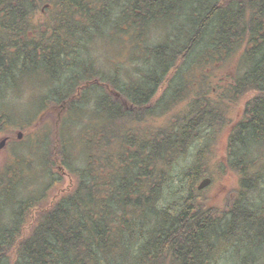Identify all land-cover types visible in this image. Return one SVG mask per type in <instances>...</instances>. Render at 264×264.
Returning <instances> with one entry per match:
<instances>
[{
  "label": "trees",
  "instance_id": "trees-1",
  "mask_svg": "<svg viewBox=\"0 0 264 264\" xmlns=\"http://www.w3.org/2000/svg\"><path fill=\"white\" fill-rule=\"evenodd\" d=\"M94 3L103 4L97 20L104 19L117 35L129 31L125 35L132 40L143 38L148 25L162 29L173 15L185 17L186 26L176 34L177 41L170 34L166 43L143 49L136 45L129 61H139L142 67L136 68L135 78L123 81L86 58L92 52V43H86L87 31L97 27L82 24ZM38 8L51 11L33 24ZM263 26L264 0H0V133L10 124L7 101L17 99L12 90L22 81L43 78L48 95L41 98L36 116L49 107L59 108L62 115L51 149L38 163L40 169L33 170L38 175L29 180L45 182L42 177L59 183L61 176L54 175L52 168H63L75 177L68 192L52 199L47 193L20 196L13 188H21L18 182L28 176H20L18 165L12 163L18 155L9 157L5 175L0 176V264H217L222 253L223 261L249 264L241 250L264 246V207L260 197L258 202L245 197L251 187L247 176L253 160L232 164L241 185L238 196L232 193L234 200L226 198L221 212L205 204L193 186L194 180L203 177L200 159L184 169L189 192L181 197L183 188L173 174V163L185 148L178 150L173 143L179 135L193 144L195 117L208 113L212 119L218 108L210 102V89L200 85L195 95H189L181 85L183 77L178 74L184 64L230 57L245 43L243 59L250 66L243 75H236L228 91L232 99L249 98L244 122L234 128L233 151L239 153L236 156H249V147L264 149V49L259 41ZM206 37L200 54L196 49ZM116 70L113 67L112 74ZM168 78L173 94L165 96V113L187 100L190 113L185 118L181 113L174 116L173 123L165 126L164 140L159 127L149 130L155 135L151 170L146 163L151 151L134 125L138 119L131 106L150 102ZM160 106L153 105V110ZM200 108L205 113H199ZM91 115L98 118L97 124L85 120ZM66 123L72 128L70 136L63 134ZM37 129L23 133L32 137ZM39 136L45 139L44 134ZM74 139L82 148L73 159L69 146ZM83 160L82 168H74V162ZM258 176L255 172L251 178L256 197L262 192L259 184L264 183ZM165 189L177 200L165 204ZM10 204L12 219L6 220ZM225 243L229 250L222 248Z\"/></svg>",
  "mask_w": 264,
  "mask_h": 264
},
{
  "label": "rangeland",
  "instance_id": "rangeland-1",
  "mask_svg": "<svg viewBox=\"0 0 264 264\" xmlns=\"http://www.w3.org/2000/svg\"><path fill=\"white\" fill-rule=\"evenodd\" d=\"M102 1H109V0H101V2ZM102 6L103 4L101 3L91 4V8H89L90 10L86 13V17L84 18V22L82 24V27L84 28L97 27V30L92 29V30L87 31L88 39L86 40V43L87 42L92 43L90 45L92 52H90V54L87 53L88 56L86 58H89L90 60H92L95 67L97 68L103 67L102 69H104V71L106 70L109 71L108 73H110L112 76L118 77L119 80L120 79L123 80L126 78L127 80H132V78H135L136 76V68L142 67V63L139 61L137 62L129 61L133 53L134 47L136 46V43L137 45L144 46L142 48L139 46L141 49L153 47L162 42L166 43L167 36H169L170 34L175 36L177 33H179V30L183 29L186 26L185 17L180 16V15L178 16L173 15L172 17L168 19L167 23H165V26H163L162 29L153 28L154 25L146 26L145 29L150 30L151 32L145 34L143 38H140L139 40L136 39L135 41V40H132V37L127 38L128 35H125L126 32H129V31L120 32L121 34L117 35L115 29H110L107 25L103 23L104 19L101 18L100 20H97L98 12L100 9H102ZM50 11H51L50 9L46 11H40V8L36 9L34 14L32 15L33 24L35 22H42L43 19H45L47 15L50 13ZM69 25L71 24L68 21V26ZM70 29L72 30V28ZM174 39L177 41V38H174ZM203 40L205 42L201 43V46H199L198 49H196V51L199 50L198 53L200 54L202 50L204 49V46L206 45V41L208 39L206 37ZM244 48H245V43L240 48L239 54L233 55L232 57L230 56L224 59V62L227 61L224 64L228 63L226 65V69L224 70L211 68V67H214L211 65L213 63L206 64L203 61H201L200 64H193L189 66H186L187 64H184L183 70L179 71V74H178V76L180 75L181 77H183V81L181 85L185 87V89L189 92V95L190 93H193V94L196 93L200 85L202 87L205 86L204 89L206 91L207 89L208 90L210 89V92H212V89L215 88L216 93H212L211 95H209V97L211 101L220 103V98H222L221 94L227 85V81L225 78L235 76L231 74L232 66L229 64L232 62L235 63L236 61L240 59V54L244 51ZM143 55H144V52H141L140 56H143ZM199 57L201 58V55H199ZM113 64H114L113 67H116L117 69L114 74H112L113 67H110ZM242 73H244V70L241 72V74ZM203 79H205V81ZM43 83H44L43 78L33 77L27 81H22L18 88L12 90V92H14V96L17 97V99L9 101V102L7 101L8 107H6L5 111L10 116V124L7 126V128L2 133H0V140L2 138H9V139H12L13 141L11 143L8 140L7 148L4 151L0 150V154H1L0 155V176L5 175L6 166L10 160L9 157L12 154L16 156L18 155L17 157H15L12 163H15L18 165L20 176H28V177H27V180L22 179L20 182H18L21 188L23 186L25 187L21 190V188L18 189L15 186L13 188L14 191L17 192V194L20 196L22 195L33 196L34 195L38 197V195L47 193L48 200H49V199H52L53 196H58L64 192H68L74 184L75 177L72 175L68 176L67 173H65L64 171H60L58 174V172L52 168L51 171L53 172L54 175L56 174L57 176H61V180L59 183L53 184L51 183V180H49L48 178H42V177L41 179H44L45 182L41 181L40 183L38 181L39 183L38 182L36 183L35 181L31 182L32 180H29V178L34 179L33 176L38 175L39 172H37V174L35 175V172L33 170L34 168L38 170L40 169V166L38 163L42 161V157L45 155V153H47L51 149L52 146H50V143H51V140H53V132L56 129V122L59 120V118H61V115H62L59 108L49 107L41 111L40 114L36 116V111H37V108H39V103H40L41 98L48 95L45 92L44 87H42L44 85ZM194 83H198V85L195 87L193 85ZM175 87L178 88V86H175ZM41 93H44V94L40 95ZM244 99H245L244 97H239V98H235L231 102L232 104H230L228 108L230 109L231 115L233 117H235L238 113H240L241 111L240 104L242 103ZM90 104L92 105V102H90ZM224 104L226 103L221 102L220 106L222 107ZM182 108H183L182 103L173 105L165 113L164 117L155 116L154 121H153V126L157 127V126H162L164 124L165 126L170 125L171 123H173L174 119L176 118L174 116L180 115L181 113L180 109ZM69 119L70 121H72L73 116L70 115ZM85 120L90 123L95 121V124H97L98 122V118L94 115H91L88 117L86 116ZM70 121H68L67 123H69ZM76 121L77 120L75 118L74 122ZM25 122L26 123L31 122V123L26 125ZM38 123L40 126H43V128L41 127L39 128L38 126H36ZM33 127L38 128V129L34 133H31L32 137H30L29 134L24 135V133H26L25 131H28L30 128L33 129ZM62 128L63 127L60 128V134H61ZM71 130H72L71 126L67 124L63 128V134L66 136H70ZM18 132H21L23 134V138L21 141H16L17 139L15 137ZM40 134H44L43 137L45 139H41L42 137L39 136ZM73 134L74 133L72 132V135ZM45 135H48V136H45ZM224 139H225V134L221 135L218 138L216 147L215 149H213L214 157H219L223 153ZM31 141H38L37 144L39 143H43V144H39V146L36 147L34 145L35 143L34 144L32 143L33 145L31 144ZM48 144L50 148H48ZM37 148L38 150H36ZM81 148H82V145L76 139L70 141L69 150L73 152V159L75 156H78L79 154H81V152L78 150ZM253 149H257V147H254V148L249 147V157L251 160L257 161V163L254 164V168L261 166L258 172H263V176H264V149H262L261 152L260 151L257 152V150H253ZM18 157H19V160H17ZM189 163L190 161L188 158L183 159V160H177L176 162L173 163V166H174L173 174L175 175V177H177L178 180H181V184H182L181 187L183 188V191H182L183 193L181 197L184 196L186 192H189L187 190L189 189L187 185V181H185L184 176H182L184 169L190 166ZM27 164L28 166L32 165L31 166L32 169L28 168ZM83 164H84V160L80 163L74 162L73 166L74 168H82ZM41 167H42L41 171H43L45 167L43 166ZM202 170L207 171V167L204 165ZM53 176L51 178H56V176L54 177ZM213 178H210L212 181H211V184L206 188V190L204 192H199L198 195L205 202V204H208L212 208L219 209V208H222L223 205H225V202L223 203L225 191L227 192L229 190L238 191L240 189L241 183L239 181V176L236 172H232V174L230 175L224 172L220 176L213 177ZM251 178L252 177L250 176L247 177V180H251V185H250L251 187L249 189V191L251 192L248 191L247 193L251 195H256L253 192L254 185H252ZM201 179L202 178H197L196 180H194L195 182L193 183V186H197L200 183ZM263 189H264V186H263ZM168 194H169V190L165 189V204L171 203L177 200L176 197L169 196ZM193 194L196 196V193L193 192ZM245 197H249V195H245ZM255 197L253 198V200L255 202H258ZM6 210H7L6 220L12 219L11 217L12 211H13L12 205L10 204ZM229 247H230L229 244L225 243V245L222 248H226V250H229L230 249ZM224 255L225 254L222 253V255L220 256L221 261L218 262L217 264H233L234 263L230 259L229 261H227L226 259L223 261ZM241 256H245L249 264L254 259L259 260L258 263L256 264H264V246L261 245L259 246V248L243 249L241 250Z\"/></svg>",
  "mask_w": 264,
  "mask_h": 264
},
{
  "label": "flooded vegetation",
  "instance_id": "flooded-vegetation-1",
  "mask_svg": "<svg viewBox=\"0 0 264 264\" xmlns=\"http://www.w3.org/2000/svg\"><path fill=\"white\" fill-rule=\"evenodd\" d=\"M263 30H264V26H263ZM176 36V35H175ZM175 36H173L175 38ZM169 36H167L168 38ZM260 44H262L263 49H264V33L262 34V37L260 38ZM141 48L144 47L143 45H139ZM244 51L240 54V59L238 61H236L235 63H230L229 65L232 66V72L231 74L235 75L234 77H226V81H227V85L225 87V89L223 90L221 96L222 98H220V103L224 102L226 104H224L223 106L227 109H225L223 106H220V103H216L215 102V106L218 107L217 109H215V113L213 114L212 119H209V115L208 113L206 115L200 114V117L197 118L195 117V119L198 121V125L195 126V131H196V140L194 141L193 144L190 145V143H188L187 141H185L184 139L180 138V136L176 135V137L178 138V140H176L173 144L174 147L178 150L185 148V151L183 152V150L181 151L178 160H183V159H189V161L195 162L194 159H200L201 164H203V166L205 165L207 168L206 170H202L201 169V174L200 176H213V177H218L220 176L222 173L226 172L227 174H232L233 170H232V164H239V163H245L248 162L250 157L249 156H236V154H239L238 152L233 151V146H234V128H236L240 123L244 122V112H245V107L248 103L249 98H245L242 103L240 104V108L241 111L240 113H238L235 117H233L231 115V111L228 108L230 106V104H232L231 102L234 100V98L232 99L231 94L228 93L229 91V84H232L234 81H236V75H243L249 68L250 64L245 61L243 59V55H244ZM239 54L236 53L235 55ZM233 55H231L232 57ZM228 58V57H226ZM226 58H222L220 59H215V60H211V61H207V63H213L211 64L214 67L211 68H215V69H221L224 70L226 69V65L228 64H224V59ZM224 64V65H223ZM241 69V71H240ZM244 70V73L241 74V72ZM175 79V78H174ZM172 80V79H171ZM169 78L166 80H163L162 83L158 86L157 90H156V94H155V98L153 97L150 98V102H148L147 104H144V106L139 107V106H131V108H134V111L137 116V121H135L134 125L135 127L137 126V128L141 129V137H143V140L147 146V150L149 149V151H151V153L147 152V157H146V163L151 167L150 169L153 170L152 164L154 161V158L152 156L153 151L151 150L152 148V138H155L153 135L152 131H149L150 129H154L155 126H153V121H154V117L155 116H161L164 117L165 116V96L167 97L168 95H172L173 92L172 90H170L168 88L170 81ZM195 87L198 85V83H194L193 84ZM148 88V87H147ZM212 93H216V89L213 88L212 92L209 94L211 95ZM115 98L118 99L120 98V95L117 93L114 94ZM226 97L227 100H223V98ZM228 97V98H227ZM239 98V97H236ZM212 103V101H210ZM183 104V108L180 109L181 114H182V118H185L189 113L190 110L187 108L188 106V101H184V102H180V104ZM213 104V103H212ZM153 105H161L158 109L153 110ZM124 109L127 110L129 109V107L127 105H123ZM203 108L197 109V111L200 113L201 111L203 113H205L203 110ZM210 113H213V111H209ZM159 127L158 129H160L161 132V136L160 138H162L163 140L165 139V130L168 127H165V124L162 126H157ZM212 127V128H210ZM225 134V139H224V148H223V153L219 156V157H214L213 156V149H215L218 138ZM151 138V139H150ZM163 145H165V141L163 143H161ZM236 144H239L238 142H236ZM189 152V153H188ZM243 152V150L241 151ZM188 153V154H187ZM194 154V157L192 156ZM202 156H198L201 155ZM196 155V156H195ZM249 155V154H248ZM165 159V158H163ZM254 162H256L254 160ZM200 164V165H201ZM202 166V168H203ZM202 177V178H203ZM212 177V178H213ZM259 178H261L264 181V176H258ZM214 179V178H213ZM262 187V192L258 194V197H255L257 195H255L254 197L256 199H258L260 197V207L263 208L264 207V193H263V186L264 183L261 182V184H259ZM239 191V190H238ZM238 191H234V190H229L228 192L225 191V195L223 198V203L226 201V198L228 196H230L231 200H234L232 193H234V196H238ZM200 192H204L200 191ZM249 199L253 200V196H251L248 193ZM243 196V195H242ZM232 202V201H231ZM226 204V202H225ZM218 210H220L221 212H223L225 210V205H223L222 208H219Z\"/></svg>",
  "mask_w": 264,
  "mask_h": 264
},
{
  "label": "water",
  "instance_id": "water-1",
  "mask_svg": "<svg viewBox=\"0 0 264 264\" xmlns=\"http://www.w3.org/2000/svg\"><path fill=\"white\" fill-rule=\"evenodd\" d=\"M16 139L21 140L22 139V133H20V132L17 133ZM8 140H9V138H2L0 140V150H2L6 146V143L8 142ZM209 184H210V181L208 179H204L198 185L197 190L200 191V190L206 188Z\"/></svg>",
  "mask_w": 264,
  "mask_h": 264
},
{
  "label": "bare ground",
  "instance_id": "bare-ground-1",
  "mask_svg": "<svg viewBox=\"0 0 264 264\" xmlns=\"http://www.w3.org/2000/svg\"><path fill=\"white\" fill-rule=\"evenodd\" d=\"M213 53V52H212ZM198 55V54H197ZM211 55H213V54H211ZM214 57V56H213ZM210 128H212V127H210ZM202 155V154H201ZM196 156V155H195ZM146 187V186H145ZM170 199V198H169ZM174 202V201H173Z\"/></svg>",
  "mask_w": 264,
  "mask_h": 264
}]
</instances>
